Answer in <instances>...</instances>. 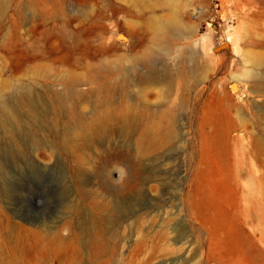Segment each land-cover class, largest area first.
<instances>
[{
	"label": "rangeland",
	"instance_id": "374dc122",
	"mask_svg": "<svg viewBox=\"0 0 264 264\" xmlns=\"http://www.w3.org/2000/svg\"><path fill=\"white\" fill-rule=\"evenodd\" d=\"M61 2L60 16L48 5L49 16L38 20H29L37 12L24 0H5L0 7L4 99L59 81L63 85L53 92L65 108L74 109L75 99L64 88L89 72L96 82L110 69L117 80L128 73L177 72L178 56L203 76L191 81L182 108L176 102L174 133L166 142H142L140 132L116 122L109 136L93 140L88 163L80 168L59 145L52 151L29 144L26 106L14 107L20 117L12 120L0 102V264H264V85L255 82H264V60L253 63L250 57L264 56V0ZM159 16L172 22L179 42L170 52L144 57L153 44L152 21ZM78 89L93 100L102 98L85 84ZM128 93L147 107L159 100L152 92L140 95L131 88ZM36 117L31 129L37 138L53 140L52 124L44 128ZM115 149L125 151L128 160L108 154ZM117 168L132 174L131 188H124ZM78 171L92 193L103 184L123 190L119 197L100 196L109 199L100 213L110 224L100 226H108L106 235L118 228L121 254L98 251L90 239L69 244L55 258H36L22 243L21 226L28 218L63 226L69 215L66 197L81 186ZM92 211L87 206L84 213ZM75 246L80 251L72 254Z\"/></svg>",
	"mask_w": 264,
	"mask_h": 264
},
{
	"label": "bare ground",
	"instance_id": "6f19581e",
	"mask_svg": "<svg viewBox=\"0 0 264 264\" xmlns=\"http://www.w3.org/2000/svg\"><path fill=\"white\" fill-rule=\"evenodd\" d=\"M4 1L0 0V7L4 6ZM24 3L37 12V15L33 16L35 18L32 17L29 20H38L49 16L47 13L48 5H53L54 11L57 14L64 9V4H62L61 0H24ZM74 19H79V17L76 16ZM35 28L33 32L37 30ZM152 29L154 32L153 44L147 46L146 50L144 49L145 51L142 53L144 57L149 56L152 51L157 50H164L166 53L170 52L173 46L178 44L180 36L174 37V26L169 19L162 16L154 18ZM228 38L230 39L231 37L228 36ZM250 57L253 63L259 64L264 60V56L260 57L259 55L252 54ZM178 58L176 61L179 66L177 72H170L167 69H163L161 73H153L152 71L143 73L142 71L143 74L139 76L128 73L126 77L124 76L125 79L117 80L113 78L115 70L110 69L105 73L100 82H96L99 78L97 79L95 73L89 72L83 77L82 82L74 83L69 88H64L67 97L68 94L74 97V107H80L81 113L77 112L75 108L71 109L72 107L70 108V106L69 108H65L67 103L60 100V96L53 92L52 89L55 86L63 85V82L59 81H46L42 83L43 86L41 88L27 90L28 92H25L23 97H16L14 99H4L0 91V102L4 104V110H8V114L12 120H18L20 117L14 107L22 104L26 106L23 123L25 127L24 134L29 144L33 145L34 142H37L39 148L44 147L52 151L59 145L74 158L76 167L80 168L81 165L88 163V150L93 145V140L96 137L109 136L112 131L111 126L116 122L125 127L132 126L136 132H140V141L153 146L166 142L173 136L174 106L176 102L179 107L181 106L182 108L184 106L186 100L185 92L192 85L191 81L196 74H199L200 78L203 76V71L197 72V69L193 70V67L189 64L183 66V57L178 56ZM249 72L251 75V71ZM38 73L43 76V72ZM65 77H68V74H65ZM255 82L261 86L264 85V82L262 83L260 80H256ZM82 84L87 85V87L89 86L93 94H101L102 98L93 100L92 95L79 92L78 87ZM131 88H134L140 95H146V92L154 93L158 96V103L156 102V106L152 108L136 102L134 97L128 93ZM38 95L39 97H37ZM20 96L22 95L20 94ZM61 108L66 110H61ZM34 113L38 115L36 118L45 126L44 128H46V125H49L48 122L52 124V127L55 129V140L48 139L47 137L46 139L43 137L44 140L37 138L36 133L31 129ZM108 154L121 162L128 160V155L125 151L115 149ZM116 171L119 172L125 189L131 188L134 185L131 182V178H133L131 173L124 176L119 168ZM80 172L78 171L81 178L80 188L77 190L71 189L66 197L65 208L68 209L69 215L67 216L68 220H66L63 226H48L41 220L36 222L31 218L26 219V225L21 226L22 243L25 247L34 251L36 258H55L60 252L67 250L69 244H74L75 241L79 240L88 244L90 239H92L98 251L110 254L113 257L121 254L123 237L119 234L118 228L114 231H107L106 235L108 226H100V222L106 225L109 224V219L100 213L102 208L108 206L109 199L105 198L101 201L100 196L105 192L119 197L123 193V190L120 188H110L106 184H103L100 192L93 191L94 193H92L85 189L84 184L87 182V179H82ZM92 194H97L98 196H93ZM70 195H74V199H69ZM90 196L92 199L88 200ZM87 206L93 208L92 214L84 213ZM81 216L83 217L82 219ZM68 228L72 229L71 233L70 235H65L62 230ZM79 234L81 236H78ZM182 238V236H179L178 240ZM70 250L72 254H77L80 251L76 246L71 247ZM28 262L26 261V263Z\"/></svg>",
	"mask_w": 264,
	"mask_h": 264
}]
</instances>
